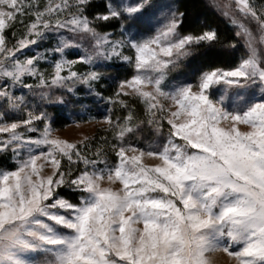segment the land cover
I'll list each match as a JSON object with an SVG mask.
<instances>
[{"label":"snow or ice","instance_id":"obj_1","mask_svg":"<svg viewBox=\"0 0 264 264\" xmlns=\"http://www.w3.org/2000/svg\"><path fill=\"white\" fill-rule=\"evenodd\" d=\"M209 6L232 37L158 0H0V264H264V0ZM65 109L102 134L59 135Z\"/></svg>","mask_w":264,"mask_h":264},{"label":"trees","instance_id":"obj_2","mask_svg":"<svg viewBox=\"0 0 264 264\" xmlns=\"http://www.w3.org/2000/svg\"><path fill=\"white\" fill-rule=\"evenodd\" d=\"M159 1V0H158ZM100 3H103V0H100ZM172 4L177 6L180 11L185 12L184 17V30L185 31H200L202 27L210 26L219 30L221 34V41H224L227 38L232 37L234 34L231 27L223 20L218 13H216L209 5L210 3L206 0H172ZM106 30L115 31L114 25L106 26ZM204 49H201V52H204ZM223 52L220 44H217L216 47L207 53V55H197L193 58H190L187 61V71L193 72L197 69L204 66L207 62H221L223 59ZM239 53H236V58L238 59ZM125 72L124 67H120V62L114 66L113 75L119 73L123 75ZM179 75V73H176ZM111 92V88L108 89ZM73 110L65 109L60 113L61 119L58 120L57 126L59 128L68 125L74 120H79V117L72 115ZM78 111V109H77ZM119 111V109H117ZM104 127V126H103ZM103 127H100L95 130L94 134L91 137L98 138L102 134ZM5 160L0 158V167H4ZM12 166V165H11ZM12 168V167H9Z\"/></svg>","mask_w":264,"mask_h":264},{"label":"rangeland","instance_id":"obj_3","mask_svg":"<svg viewBox=\"0 0 264 264\" xmlns=\"http://www.w3.org/2000/svg\"><path fill=\"white\" fill-rule=\"evenodd\" d=\"M210 3V0H206ZM159 3H170L172 4V0H159ZM22 30V29H21ZM27 51V50H25ZM103 127L101 124H97L95 122L93 123H80L79 127H76L73 122L69 123L67 126H64L61 128V131L58 133L62 137L68 138L70 141H76L81 139L83 136L87 135L91 137L95 130ZM0 158H3L5 160V166L6 167H13V165L9 162V160L6 157L0 156ZM147 163H155V161L147 160ZM12 165V166H11ZM217 256L221 260H227V257L224 256L222 253H217Z\"/></svg>","mask_w":264,"mask_h":264}]
</instances>
